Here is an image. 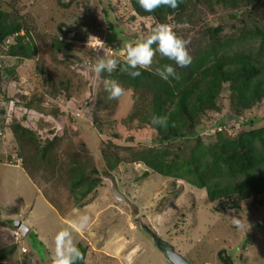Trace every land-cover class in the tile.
<instances>
[{"label": "rangeland", "instance_id": "374dc122", "mask_svg": "<svg viewBox=\"0 0 264 264\" xmlns=\"http://www.w3.org/2000/svg\"><path fill=\"white\" fill-rule=\"evenodd\" d=\"M0 9L11 14L10 19L21 17L29 28L26 39L36 45L32 58L19 60L7 54L13 38L0 45V252L18 246L8 257L11 264H52L56 233L71 222L78 227L75 222L83 214L91 221L86 229L78 228L80 237L75 241L88 247L86 264H172L155 236L192 264H264V205L256 207L249 199L239 210L218 214L210 209L205 189L166 178L142 162H130V152L112 171L103 166L114 147L109 142L114 135L122 143L133 135L134 149L155 136L151 128L139 127L140 117L152 112L149 96L117 81L126 92L119 99H108L106 78L93 70L98 54L87 46L89 37V43L98 37L120 57L127 44L142 36H134L143 23L130 0H0ZM117 16L135 41L110 43L109 17L117 20ZM261 16L257 11L234 17L230 10L197 9L199 28L224 23L230 31L232 23L240 27L244 19L253 25ZM63 22L68 23L64 24L66 33H60ZM60 43L62 51L55 46ZM235 47L259 50L258 41ZM48 77L56 81L55 87L44 82ZM222 97L225 110L213 113L206 127L225 115L228 92ZM94 118L103 124V130L97 127L98 141L90 133ZM244 118L258 119L256 127L264 124V102L248 110ZM21 120L42 139L61 136L45 160L38 157L28 138L15 132L14 125ZM226 123L234 126L232 133L249 128L233 118ZM214 131L207 127L203 135ZM83 143L92 165L102 169L103 186L78 207L68 170L72 155L84 149ZM145 170L149 175H144ZM115 190L139 211L133 214ZM18 221L29 226L26 234ZM71 228L73 236L77 235Z\"/></svg>", "mask_w": 264, "mask_h": 264}, {"label": "trees", "instance_id": "16d2710c", "mask_svg": "<svg viewBox=\"0 0 264 264\" xmlns=\"http://www.w3.org/2000/svg\"><path fill=\"white\" fill-rule=\"evenodd\" d=\"M130 4L143 23L134 36H146L155 24L169 23L178 35L191 40L188 50L193 59L187 67L174 65L180 78L170 77L168 81L155 75V69L174 62L159 53L154 58L151 70H141L139 77L132 78L120 72L119 66L111 76L101 73L106 79H114L149 96L152 112L140 117L139 127L155 131V136L145 140L140 149L131 146L136 140L133 135L128 136L124 143L116 141V135L108 139L115 148L109 150L106 160L104 157L103 166L112 171L130 152V162H142L166 178L182 179L191 186L205 189L210 209L218 214L239 210L249 199H253L256 207L264 205V124L256 127L258 119L244 118L248 110L264 102V0H182L175 9L161 7L151 13L145 12L138 0H130ZM198 5L206 6L211 12L230 10L234 17L246 11L251 15L257 11L262 16L253 25L244 19L243 26L232 23L230 31L224 23L199 28L201 18L197 17ZM10 16L0 9V45L6 44L7 39L13 37L14 41L8 47L7 54L18 60L32 58L36 45L34 41L26 39L28 25L21 17L10 19ZM118 20V16L117 20L109 17L113 29L110 43L130 39L135 41L133 32H125ZM64 24L68 23L60 24V33H66ZM249 41H258L259 50L256 53L251 47H235ZM55 46L63 50V44ZM116 57L122 61L121 57ZM8 70L11 74L14 67ZM48 78L44 82L55 87L56 81ZM225 92H228L225 115L218 121H212L210 127H207L215 131L204 136L203 131L207 128L205 122L213 113L225 110L222 101ZM69 96L66 95L67 98ZM153 116H167V127L152 124ZM230 118L247 124L249 128L232 133L230 129L234 126L226 123ZM23 121L16 122L15 132L19 137L28 138L34 144L38 157L45 160L55 150L61 136L56 134L52 138L42 139ZM91 122L93 132L90 133L98 141L101 135L97 127L103 130V124L95 118ZM82 145L84 149L72 155V164L68 170L71 175L70 189L75 194L78 207L86 205L98 188L103 186L102 169L98 164L92 165L86 143ZM85 153L88 156L83 157ZM110 154L113 155L112 159L109 158ZM143 173L147 176L150 172L145 170ZM74 231L77 233L74 239L80 237L75 227ZM155 237L160 247L162 240ZM77 246L86 258L88 247L79 241ZM17 248L8 246L1 250L0 264H11L12 260L8 257Z\"/></svg>", "mask_w": 264, "mask_h": 264}, {"label": "clouds", "instance_id": "9594fccd", "mask_svg": "<svg viewBox=\"0 0 264 264\" xmlns=\"http://www.w3.org/2000/svg\"><path fill=\"white\" fill-rule=\"evenodd\" d=\"M179 2H182V0H138L139 6L148 13L154 12L161 7L175 9L178 7ZM10 38L13 37H9L7 41ZM89 40L87 46L98 54V59L93 69L97 75L107 73L111 76L119 66L120 72L127 73L132 78L139 77L142 74L141 70H151L154 58L159 53L160 56L174 62V64H164L155 69V75L164 81H168L170 77L180 78L174 65L187 67L192 63L193 59L188 50L191 40L178 35L174 26L169 23H157L150 27L148 35L141 36L134 43L127 44L125 51L120 53L122 61L115 56L111 47H105L104 41L100 38L96 37L91 43H89ZM104 88L109 94L108 99H119L126 92V89L114 79H105ZM152 124L166 128L168 117L153 116ZM90 221L91 217L83 214L77 218L75 223L80 230H84L89 226ZM233 222L236 225L240 224L238 219H234ZM52 264H86L84 254L74 239L71 226L62 228L56 233Z\"/></svg>", "mask_w": 264, "mask_h": 264}, {"label": "water", "instance_id": "95a60500", "mask_svg": "<svg viewBox=\"0 0 264 264\" xmlns=\"http://www.w3.org/2000/svg\"><path fill=\"white\" fill-rule=\"evenodd\" d=\"M115 194L118 196L119 199L127 201L132 209L133 214L139 211V208L137 205L131 203L128 198L124 196V194L118 192L115 190ZM17 225L21 228L22 232L26 234L29 231V227L23 223L22 221H18ZM160 247L165 251L168 258H170L171 262L173 264H192L190 263L186 258H184L182 255H180L173 246L170 244H166L164 242L160 243Z\"/></svg>", "mask_w": 264, "mask_h": 264}, {"label": "crops", "instance_id": "0c3cea01", "mask_svg": "<svg viewBox=\"0 0 264 264\" xmlns=\"http://www.w3.org/2000/svg\"><path fill=\"white\" fill-rule=\"evenodd\" d=\"M73 224H74V223H73V222H71V224H70V225H71L72 227H75ZM28 227H29V226H28ZM75 228L78 230V227H75ZM29 230H30V228H29ZM78 232H80V231L78 230Z\"/></svg>", "mask_w": 264, "mask_h": 264}]
</instances>
